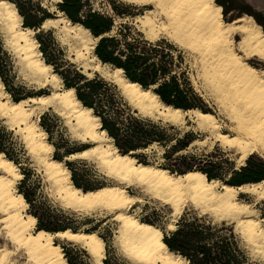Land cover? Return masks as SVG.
<instances>
[{
  "label": "bare ground",
  "instance_id": "1",
  "mask_svg": "<svg viewBox=\"0 0 264 264\" xmlns=\"http://www.w3.org/2000/svg\"><path fill=\"white\" fill-rule=\"evenodd\" d=\"M123 1L145 8V12L134 20L142 23L140 30L147 40L162 37L193 55L202 87L209 91L227 120L225 128L221 120L209 111H183L166 105L151 88H142L138 83L126 79L122 69L107 70L93 53L98 38L80 24H73L66 17L48 18L42 23L41 29L59 25L64 39L76 45L73 47L72 59L88 60L91 55L85 61L82 72L92 66L101 77L117 86L121 96L141 116L154 117L172 125L190 123L194 129L205 134L203 139H195L191 144L209 142L210 146L218 144L231 150L235 155L236 170L253 154L264 159V104L261 102L264 93L257 87L255 92L249 94L245 83L249 79L245 63L255 57L246 56L239 64L236 63L239 57L234 58V53L238 51L250 53L264 48V31L253 17L244 15L225 21L221 6L214 0H197L193 3H184L182 0ZM0 30L35 82L42 87L51 83L54 88L48 94L13 101L0 80V115L9 122L10 130L21 133L26 148L40 164L64 208L112 215V220L117 223L115 241L126 259L121 264H187L183 257L169 251L162 240V230L157 225L141 220L129 211L133 205L142 202L144 196L170 208L168 230L175 228L173 221H177L183 209L191 206L199 214H210L217 220H231L240 237L252 250L264 256V217H258L254 209L255 203L264 201V179L232 185L219 179H209L198 170L179 174L157 164L140 162L131 152H119L112 138L101 129L99 117L81 104L74 89L60 87L61 78L41 55L34 37L35 30L22 24L16 6L8 0H0ZM237 36L239 39L235 40ZM94 61L96 64L91 65ZM193 79L190 81L198 91L197 80ZM238 100L240 103H237ZM47 109H52L68 121L77 140L90 143V146L65 159L94 160L114 183L92 190H83L73 184L70 170L63 160L52 156L54 146L38 124L40 115ZM0 163L10 165V171L0 168V208L6 209L0 211V238L8 245L0 246V264H18L15 257L19 256L24 260L27 258V264H69L56 239L85 250L92 264H103L105 243L96 231L66 228L49 232L35 229L37 219L26 212L28 203L16 187L22 173L2 152ZM130 186L137 188L139 195L131 194L127 190ZM241 194L249 195L254 201H244L239 197ZM121 215L123 220L115 218ZM248 220L256 226L253 232H248L245 227ZM65 233L68 235L65 236ZM71 236L77 239H70ZM128 240L145 249H159L157 255L163 258L130 261L123 252Z\"/></svg>",
  "mask_w": 264,
  "mask_h": 264
},
{
  "label": "trees",
  "instance_id": "2",
  "mask_svg": "<svg viewBox=\"0 0 264 264\" xmlns=\"http://www.w3.org/2000/svg\"><path fill=\"white\" fill-rule=\"evenodd\" d=\"M8 1L16 6L24 26L35 31L39 30L36 32L35 38L39 43V50L44 61L50 64L53 72L59 75L64 87L73 88L76 98L81 104L90 108L93 114L99 117L101 129L105 130L107 135L112 138L119 152L132 153L145 150L153 143L160 144L164 140L165 125L142 117L135 110L132 111L127 103H124L114 83L104 79L97 73H94L92 77H88L64 60V55L57 47L55 40L49 36L48 31H43L40 28L42 23L48 19L49 14L45 8L40 6L38 1ZM216 1L220 4V1ZM123 6L125 10H119L115 3H111L114 16L125 18L130 15L126 10L127 6ZM56 7L71 23L80 24L88 29L92 36L98 38L93 53L102 65H107L113 69H122L123 76L126 79L138 83L142 88H151L160 101L166 105L184 111L189 109L206 111L202 107L204 104L202 99L193 91L189 80L173 73V55L170 51L164 52L160 41L153 43L143 39L139 33H134L132 27L127 23H120L118 29L114 30V17L93 9L92 0H59ZM122 28H126L127 31L123 33ZM11 68L9 56L0 41V80L5 91L13 101L30 97L28 93L23 91L24 87L16 88L14 86L13 81L10 79ZM44 116L45 113L40 115L39 125L48 132ZM181 139L176 137L169 139V141L174 140L175 142L171 147L175 148L181 142ZM192 141L193 138H189L188 144ZM188 144L182 145L181 148L186 147ZM53 146L56 145L53 144ZM0 152L18 166L23 174L21 183H25L28 179V171L23 166V161H21L23 160V150L18 146L13 131L9 130L1 120ZM72 153L74 152H68L64 157ZM53 157L58 160L63 159L58 157L56 153ZM188 158L193 160L194 156L189 155ZM78 162H65L71 172L73 184L83 190L101 187L102 185L83 184L79 181L77 178L78 169L74 167ZM261 166L264 167V165H258L257 167ZM163 168L165 167L163 166ZM184 169L185 171H182L177 168L176 173L181 174L189 170H198L205 173L209 179L216 176L210 171L194 168L190 164L184 165ZM243 171L246 174L255 175L250 171H246L245 167H243ZM92 172L93 175H96L94 171ZM245 173L233 171L231 177L235 178ZM21 193L25 200L30 202L29 197L24 192ZM32 215L37 219V229H44L49 232L66 229L64 227L42 225L39 217L35 214ZM162 233V240L169 251L183 257L187 264H258L251 261L231 225H226L225 222L212 224V221L206 215L183 212L177 219L175 228L168 231L162 230ZM68 263L71 264L69 261Z\"/></svg>",
  "mask_w": 264,
  "mask_h": 264
},
{
  "label": "rangeland",
  "instance_id": "3",
  "mask_svg": "<svg viewBox=\"0 0 264 264\" xmlns=\"http://www.w3.org/2000/svg\"><path fill=\"white\" fill-rule=\"evenodd\" d=\"M35 1H38L40 3V6L46 9L47 13L49 14L48 18L55 19L58 17H65L60 11H58L56 7V3L58 2L57 0ZM214 1L215 3H217L216 0ZM111 3H115L119 10H125L123 5H126V10L130 13V15L125 18L114 16L113 10L111 8ZM243 6L249 7L252 11L260 13L262 16H264V0H235V8H229L226 11V9L221 6V15L223 20L231 21L240 16L249 15L240 10V7ZM92 7L93 9L105 15H111L114 17V30L118 29L120 23H127L130 27H132V31H134V33H139L143 39L147 40L140 30L142 23H137L134 20L136 16H139L145 12V8L125 2L123 0H92ZM253 19L255 20V18ZM255 22L257 21L255 20ZM260 27L262 31H264V27ZM42 30L48 31L49 36H51L55 40L57 47L62 51L64 55V60L68 63H71L76 69L82 72L84 70L85 61H88L91 55H89L88 60H77L76 58L72 59L73 47L75 48L76 45L72 41L70 42L64 39L65 37L60 31L59 25L56 27L49 26L46 28H42ZM1 31L2 30H0V41L3 49L9 56L12 67L10 79L13 81L14 86H16V88L20 86L24 87L23 91L28 93L30 96H38L50 93V91L54 89L52 84L47 83L42 87L35 82L33 77L28 73V71L19 61L18 57L15 55L16 53H14L13 49L7 43L4 32ZM126 31V28H122L123 33ZM237 38L239 37H235V40H238ZM147 41L153 43L160 41L164 52L170 51L174 58V66L172 67L173 73H175L177 76H181V78L183 76L189 80L193 91L202 99L204 103L202 106L203 109L216 115L217 118L221 120V122L223 123V127L225 128L227 120L225 119L219 105L214 101L212 95H210L209 91H207L206 88L202 87V80L197 76V67L193 55L190 54V52H188L187 50L179 48L177 45L172 44L162 37L157 40ZM257 63H259V61H257ZM95 64L96 61L91 63V65ZM102 66L109 71L113 70V68L107 65ZM86 72H88L89 74H87ZM82 73L88 77H92L94 73L100 75V73L97 70L93 69L92 66L87 69V71ZM192 78H194L193 80H197L195 81L198 83V91L194 89L192 81H190ZM59 85L61 88H64L62 80L60 81ZM122 98L124 100V103H127L129 108L134 111L132 106L128 104V101L123 96ZM44 113L45 123L48 128V132L44 130L46 132V138L48 141L56 145L54 147L52 156H54V154L56 153L58 157L63 158L62 160L64 161V163L66 161H79L74 165V167L78 169L77 178L83 184L106 185L114 183L113 179L104 175L102 168H100V166H98L94 160H66L64 157L65 154H67L68 152L71 153L81 150L87 146H90V143H82L80 140H77L73 135V129L68 121L64 117L58 115L52 109H47ZM149 119L155 122H161L163 125H165V134L163 137L164 140L160 144L153 143L145 150L132 152V154L140 162L154 165L157 164L161 167L164 166L169 171L175 173L177 168L185 171L184 165L190 164L194 168H201L203 170L210 171L213 175H216L215 177H213L214 179H219L222 182L232 185H238L231 183V181H233L234 179L231 177L233 171H241L242 173H245V171H243V167H245L246 171H250L255 175L264 174V167H257L258 165H264V159L260 158L256 154L251 155L245 161V164L238 170H236L234 169L235 155L231 150L222 148L218 144L210 146L209 142H206L204 144H191L192 142H190L188 144L189 138H193V140H201L205 136L204 133H201L194 129L190 125V123L186 122V124L184 125H172L154 117H151ZM0 120L9 129V122L6 120V118L0 115ZM12 131L18 143V146L21 148V150H23V160L21 161H23V166L28 171V179L26 180V182L21 183L23 178L22 176V178L16 185L18 191L24 192L29 197L30 202H27L28 206L26 208V212L35 214L37 217H39L40 223L48 227H64L71 228L73 230H94L102 237L105 243V258L103 260V264H121L126 262V259L121 254L119 247L115 241V231L117 229V223L112 220V215H102L98 212H77L71 209L64 208L56 198V195L54 194V188L43 174L40 164L35 161L32 154H30V152L26 148L21 133L14 130ZM184 135L186 136L184 137ZM173 137L182 138L181 142L178 143L175 148L171 147L175 143L174 140L169 141V139ZM184 144L188 145L184 148H181V146ZM189 155H193L194 159H189ZM92 171H94L96 175H93ZM127 190L131 194L139 195L137 188H135L134 186H130L129 188H127ZM239 197L247 202L254 201L253 198L247 194H241L239 195ZM254 209L256 210L258 217H264V201L255 203ZM129 211L141 220L157 225L163 231H168L167 224L171 222L170 208L168 206L144 196L143 201L133 205ZM183 212H195L199 214V212L191 206H186L183 209ZM199 215H206L207 218L212 221V224H220L222 222H225L226 225H231L233 227L234 233L239 237L241 246L247 251L251 261L258 264H264V256L251 249L248 243L244 241L240 237L239 233L235 230L234 224L231 220H217L210 214ZM173 222L176 223V221ZM36 228L37 222L35 225V229ZM56 242H59L61 244L63 254L66 260L71 262V264H92L90 256L86 253L85 250L76 245L65 241H60L58 239H56ZM4 244H6V241L0 238V246H3ZM6 246L8 245L6 244ZM15 260L18 264L24 262L22 256H19V258L15 257Z\"/></svg>",
  "mask_w": 264,
  "mask_h": 264
},
{
  "label": "snow or ice",
  "instance_id": "4",
  "mask_svg": "<svg viewBox=\"0 0 264 264\" xmlns=\"http://www.w3.org/2000/svg\"><path fill=\"white\" fill-rule=\"evenodd\" d=\"M182 2L193 3V2H197V0H182ZM165 31L167 30L165 29ZM244 31H247V29H245ZM186 47H190V45H186ZM193 51H195V49H193ZM246 56L255 57V59H249L245 63L246 74L249 77V79L245 82L247 85V91L249 94H251L255 92L257 87H259L260 92L264 93V48L260 49L259 51H251L250 53L240 52V51L234 53V58L239 57V59H236V63L238 64L244 61V57ZM257 61H259V63H257ZM41 71H46V69H42ZM261 102L262 104H264V97L261 98ZM237 103H240V101L238 100ZM248 107H251V105H248ZM13 111H15V109H13ZM262 115H264V113H262ZM224 139H227V137H224ZM229 143H232V141H229ZM42 150L50 151V149H42ZM0 168H4L6 171H10V165H7L5 163H0ZM117 207H123V206L117 205ZM244 210L247 211V209H244ZM0 211H6V209L0 208ZM115 218L117 220L124 219L122 215L116 216ZM242 223H245V222H242ZM245 227L247 228L248 232H253L256 226L253 224L251 220H248L245 223ZM8 235L10 236L11 233H9ZM64 235L67 236L68 234L65 233ZM69 238L77 239L76 236H71ZM145 244H147V241H145ZM160 247L163 248V245H161ZM158 251L159 249H150V248L145 249L144 247L133 243L131 240H128L123 247V252L130 261H139V260L151 261L153 257H155L156 259H162L163 258L162 256L157 255ZM29 255H31V253H29ZM23 264H27V258H25Z\"/></svg>",
  "mask_w": 264,
  "mask_h": 264
},
{
  "label": "flooded vegetation",
  "instance_id": "5",
  "mask_svg": "<svg viewBox=\"0 0 264 264\" xmlns=\"http://www.w3.org/2000/svg\"><path fill=\"white\" fill-rule=\"evenodd\" d=\"M220 1V6H223L226 11L229 8H233L235 5V0H218ZM235 8V7H234ZM239 10V8H238ZM240 10H242L245 14H249L251 17L255 18V20L258 22V24L262 27H264V16H262L260 13H256L255 11H252L249 7H240ZM264 177V174L261 175H250V174H243L241 176L235 177L231 183L234 184H248L253 183L256 181H259L258 179H261Z\"/></svg>",
  "mask_w": 264,
  "mask_h": 264
},
{
  "label": "water",
  "instance_id": "6",
  "mask_svg": "<svg viewBox=\"0 0 264 264\" xmlns=\"http://www.w3.org/2000/svg\"><path fill=\"white\" fill-rule=\"evenodd\" d=\"M41 28V27H40ZM39 30L35 31V32H38ZM184 111V110H183ZM238 185H241V184H238Z\"/></svg>",
  "mask_w": 264,
  "mask_h": 264
}]
</instances>
